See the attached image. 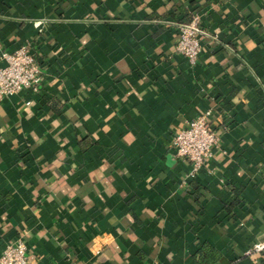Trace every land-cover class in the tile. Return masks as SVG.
<instances>
[{
    "label": "crops",
    "instance_id": "crops-1",
    "mask_svg": "<svg viewBox=\"0 0 264 264\" xmlns=\"http://www.w3.org/2000/svg\"><path fill=\"white\" fill-rule=\"evenodd\" d=\"M20 46L40 84L0 98V256L21 238L28 264H197L207 243L264 264V0H0V66ZM205 113L192 173L172 140Z\"/></svg>",
    "mask_w": 264,
    "mask_h": 264
},
{
    "label": "built area",
    "instance_id": "built-area-1",
    "mask_svg": "<svg viewBox=\"0 0 264 264\" xmlns=\"http://www.w3.org/2000/svg\"><path fill=\"white\" fill-rule=\"evenodd\" d=\"M175 28L178 37L176 52L194 65L201 52V40L209 38V34L200 27L197 16H193L186 23L175 24ZM2 60L5 64L0 66V98L24 89L37 90L40 69L27 46H20L15 52L5 54ZM207 115L205 113L194 118L172 140L176 156L191 164L192 173L203 167L211 157L212 149L217 146V137L209 126ZM252 252H264V241L255 244ZM0 264H28L26 246L21 238L5 246L0 256Z\"/></svg>",
    "mask_w": 264,
    "mask_h": 264
},
{
    "label": "trees",
    "instance_id": "trees-1",
    "mask_svg": "<svg viewBox=\"0 0 264 264\" xmlns=\"http://www.w3.org/2000/svg\"><path fill=\"white\" fill-rule=\"evenodd\" d=\"M237 202H234L236 204ZM197 264H215L220 259L219 252L209 244L205 243L194 257Z\"/></svg>",
    "mask_w": 264,
    "mask_h": 264
}]
</instances>
